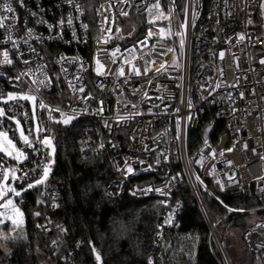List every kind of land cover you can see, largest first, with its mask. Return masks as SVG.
<instances>
[{"label":"built area","instance_id":"built-area-1","mask_svg":"<svg viewBox=\"0 0 264 264\" xmlns=\"http://www.w3.org/2000/svg\"><path fill=\"white\" fill-rule=\"evenodd\" d=\"M5 3L12 12L3 8ZM262 4L263 0H0V16L7 18L0 27V96L15 97L0 103V132L27 155L17 160L14 151L12 156L0 153V169L9 172V180L0 184L15 183L21 189V184L32 183L42 175L41 170L32 171L37 163L52 171L53 147L41 141L47 137L56 145L59 126L80 122L81 158L107 156L111 180L104 190L106 198L161 202L158 240L177 224L183 201L175 193L188 185L223 258L222 240L203 195L220 201L227 195L255 193L260 206L228 210L258 215L244 229V240L250 251H263ZM5 51L11 64L3 62ZM23 96L34 97L36 115L31 99ZM68 116L75 118L63 123ZM17 121L39 154L21 140ZM208 126L213 129L204 138ZM200 129L203 141L191 153L192 135ZM42 185L55 209L61 192L46 181ZM231 225L229 221L227 229ZM40 230L47 233L50 227L43 223Z\"/></svg>","mask_w":264,"mask_h":264},{"label":"trees","instance_id":"trees-1","mask_svg":"<svg viewBox=\"0 0 264 264\" xmlns=\"http://www.w3.org/2000/svg\"><path fill=\"white\" fill-rule=\"evenodd\" d=\"M80 126L76 122L57 128L54 166L46 180L62 194L57 207L53 209L44 196L42 184L25 191L19 199L23 223L0 228V264H67L65 257L72 264H149V260L152 264H223L206 217L188 185L175 193L183 201V211L162 240L157 239L163 216L159 200L106 198L104 190L111 180L107 156L81 158ZM201 132L192 135L191 153L203 141ZM203 198L220 237L229 221L231 227L246 229L251 222L248 219L258 216L228 209L250 210L261 205L255 193L250 197L227 195L220 201L208 194ZM43 223L49 225V232H41ZM225 247L234 264H264V250L250 251L244 237L237 240L231 235ZM93 249L100 253L101 262L96 261Z\"/></svg>","mask_w":264,"mask_h":264},{"label":"snow or ice","instance_id":"snow-or-ice-1","mask_svg":"<svg viewBox=\"0 0 264 264\" xmlns=\"http://www.w3.org/2000/svg\"><path fill=\"white\" fill-rule=\"evenodd\" d=\"M155 7H158V5H155ZM3 8L6 11H8V12H12L13 11L12 7L8 3L3 4ZM5 19H7V18L3 17V16H0V27H5V25H4V20ZM67 23L69 25H71L72 24V20L69 18ZM61 24H63V21H61ZM29 32H31L30 29H29ZM221 55H223V54H221ZM3 56H4V60H3L4 63H6V64H11L12 63V61L10 59H8L9 53L7 51H5L3 53ZM262 62H264V61H262ZM25 63H27V61H25ZM121 74H123V69H121ZM17 79H19V77H17ZM41 83H43V81H41ZM81 91H83V89H81ZM8 98L10 100L11 99H15V97H13L11 94L9 95ZM21 98L25 99V100L34 99V97H30V96H23ZM40 107L44 108L46 106L41 104ZM0 115H4L2 110H0ZM61 116H65V113L61 112ZM74 118L75 117L68 116L66 119L63 120V123L68 124ZM17 124L19 125V121H17ZM39 131H40V129L37 128V132H39ZM0 138H3V140L0 141V153H7L8 156H12V153L14 151L16 153V159L17 160H20L21 157L27 159L26 152L23 149L18 148L13 143V141L11 139H8L7 133L0 132ZM20 138L24 142V144L28 145V147L32 149V152L34 154H39L40 150L37 147H35V145H33V144H31L29 142L28 136H25L23 131H21V133H20ZM41 143H43L46 146H50L52 144V141H51L50 138L45 137L43 139V141H41ZM52 151L54 153V151H55L54 147H53ZM2 159L3 158L0 157V160H2ZM37 170H41L42 171L41 178L36 180L34 184L33 183H28V184H26V186L24 184H21L20 188L22 189V191H27V190L32 189L33 187H35L37 185L45 183V181L47 180V177L49 175V172H50L49 166L47 164L37 163L35 165V167L32 169V171L36 172ZM127 170L129 172L132 171V169L130 167ZM10 171L12 173H15L16 169L13 168ZM27 175L28 174L25 173V177L24 178H27ZM15 179H16V177L13 176V180H15ZM0 180L8 181L9 180V172L5 171L3 169H0ZM145 191H152V189H147ZM156 191L161 192V194H163L161 189H156ZM8 193H13L15 197H20L22 195V192L21 191H17V189L15 187H7L4 184H0V199H3V203H0V207L6 209L7 212L12 213L13 217H19V219H15V218L12 219L13 225L19 226V224L23 223V215L24 214H23V212L20 211L19 207H17V205L14 204L13 199H11V198L4 199L7 196ZM5 214L6 213H0V216H3ZM36 215H39V213H36ZM171 218H172V216L170 214L169 217L167 218V222H170ZM0 223H3V221H0ZM4 238L6 239L7 237L5 236ZM93 251L95 252L96 261L97 262H101L102 258H101L100 253L96 252L95 249H93ZM189 256H190V259H191V253L189 254ZM149 264H152L151 260H149Z\"/></svg>","mask_w":264,"mask_h":264},{"label":"rangeland","instance_id":"rangeland-1","mask_svg":"<svg viewBox=\"0 0 264 264\" xmlns=\"http://www.w3.org/2000/svg\"><path fill=\"white\" fill-rule=\"evenodd\" d=\"M259 18H260V24H261V26L264 28V0H263V4H262V6H261V9H260V12H259ZM6 100H8V97H5V96H0V103L1 102H5ZM31 103H32V106H33V109H34V112H35V115H36V102H35V99H31ZM1 105L2 104H0V108H1ZM35 123L37 124V117L35 116ZM18 127H19V129L21 130V131H23V126H22V124L19 122V125H18ZM23 133H24V131H23ZM7 137H8V139H10V137L7 135ZM3 140V138H0V141H2ZM51 147H56V145L54 144V142H52V144L50 145ZM55 152H56V150H55ZM54 152V153H55ZM56 154V153H55ZM50 174H51V169H50V172H49V175H48V177H47V179L49 178V176H50ZM41 178V177H40ZM39 178V179H40ZM38 180V179H37ZM36 181V180H35ZM35 181H33L32 183L34 184L35 183ZM7 187H15L16 189H17V191H21L22 192V195L24 194V192L25 191H22V189H18L17 187H16V185H15V183H12V184H10V185H7V184H5ZM22 195L20 196V197H15L14 196V194L13 193H8L7 194V196L4 198V199H7V198H11V199H13V201H14V204H16L17 205V207H19V209H20V211L22 212V210H21V207H20V204H19V199L22 197ZM1 209H0V213H6L5 215H3V216H0V221H3V223H0V228L3 226V225H6L7 223H10V224H12L13 225V223H12V219L13 218H15V219H19V217H13V215H12V213H10V212H7V210L6 209H4V208H2V207H0ZM247 214V213H246ZM249 215H253L252 213H249ZM256 218V217H255ZM255 218H249L248 219V223H249V221H252L253 219H255ZM24 219V218H23ZM20 225V224H19ZM14 226H16V225H14ZM246 227V226H245ZM245 228H243V227H237V228H235V227H231V228H228L227 229V227H225V231H224V233H222V234H220L221 235V237H222V245H223V253H224V256H225V258H223L222 256V259H223V264H234V262L230 259V257H229V255H228V253H227V250H226V247H225V240L228 238V237H230L231 235H232V238L233 239H237V240H241V239H243V237H244V230ZM224 230V228H223V226L222 227H220V232L221 231H223ZM219 235V234H218ZM220 237V236H219ZM220 237V238H221ZM217 246V245H216ZM217 249H218V251H219V248L217 247ZM220 253V252H219Z\"/></svg>","mask_w":264,"mask_h":264},{"label":"water","instance_id":"water-1","mask_svg":"<svg viewBox=\"0 0 264 264\" xmlns=\"http://www.w3.org/2000/svg\"><path fill=\"white\" fill-rule=\"evenodd\" d=\"M213 129V126H208L205 131H204V138H208L210 136V133ZM0 203H3V199H0ZM1 209V208H0ZM207 219V218H206ZM208 223H209V220L207 219Z\"/></svg>","mask_w":264,"mask_h":264}]
</instances>
